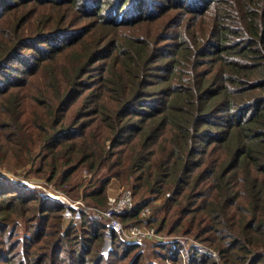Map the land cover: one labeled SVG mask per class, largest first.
Listing matches in <instances>:
<instances>
[{
  "label": "trees",
  "instance_id": "obj_1",
  "mask_svg": "<svg viewBox=\"0 0 264 264\" xmlns=\"http://www.w3.org/2000/svg\"><path fill=\"white\" fill-rule=\"evenodd\" d=\"M125 2L0 0V139L88 207L65 225L73 208L1 177L0 263L264 264V0H164L139 17ZM113 179L135 201L124 224L152 206L145 222L184 239L113 233L104 254Z\"/></svg>",
  "mask_w": 264,
  "mask_h": 264
},
{
  "label": "rangeland",
  "instance_id": "obj_2",
  "mask_svg": "<svg viewBox=\"0 0 264 264\" xmlns=\"http://www.w3.org/2000/svg\"><path fill=\"white\" fill-rule=\"evenodd\" d=\"M137 1L138 0H129V2H125L121 7H122L123 10H127L128 9V12H129L130 15L133 14L134 17H139V16L144 15V14L158 12L160 10V8L162 6H164V4H165L164 0H149L147 3L145 2V0H139L138 2ZM172 1H176L178 3H181V1H184V0H172ZM135 2H137V4H138L137 7H134V8L129 7L130 4L135 3ZM114 4H116V3H114ZM113 7H115V6H113ZM125 18L128 19V18H131V17L127 16ZM131 19H133V18H131ZM88 20H90V19L89 18H85L83 22H86ZM50 40H52V39H49V41ZM42 42L43 41L35 40V41L32 42V44L33 43H37V47L40 46L42 48L45 45ZM28 43H31V42L29 41ZM32 44L28 45V46L31 47ZM25 50H29V49L26 48ZM164 50H172V49H171V47H168V45H165L164 46ZM36 51H37L36 48L33 49V50H30V51H26V55H33ZM11 63L15 64L16 66H19V68H21L23 66V64H21V62L19 60H16V59L14 61H10V64ZM99 70L100 69H98V70L95 69L91 73L92 83L98 81L99 75H100ZM96 85L97 84H95V86ZM87 90H89V89H87ZM157 98H158V95H154V96H151V97L147 96V97L143 98L142 102L145 104V106H140V108L144 109L147 106L146 110H149L148 108H149V105H151L150 103L152 101L158 100ZM3 143H4V140L0 139V161L4 162V163L0 164V178L1 177H4V178L6 177V178H8V179H10L12 181L20 182L21 184L25 185V188H27V189L30 188L29 190L31 192L37 193L38 192L37 189H38L42 193H44L45 196L50 197L51 199L57 200L59 202H63L66 206L71 207V208L74 209V211L70 210V209H67L65 211V213H64L65 225L68 224L69 221H71V220H72V222H75L76 224H80L81 223V213H80L79 210H82L84 208L87 209L88 207L86 206V204H85V206H80V207H76L75 206V207H73L72 204L75 203L76 199L77 200H81L83 202L84 201L86 202V199L83 200V197H82L83 196V190L81 189L82 190L81 191V196H77V195H79L78 194L79 191H73L71 188H70V190H68L69 194H67V193H65V191L63 192L62 190H60V188H59L60 186H59V182L58 181L57 182H56V180L48 181L46 179V177L43 176L41 173L40 174L36 173L35 169L39 167L40 158L37 159V161H36V163L34 165L30 164V165H26L25 167H22V168H16V166H17L16 165V160L18 159L17 156L9 149L8 144H3ZM11 174L13 176H15V177L11 176ZM83 174H84V171H83ZM41 176L43 178H41ZM96 186H98V185H96ZM127 186L129 187L131 185L130 184L122 185L117 179H113L110 182V184H108V188H107L108 199H109V196L111 194L119 193L122 189L128 188ZM64 195H66L68 197V199L70 200V201L68 200V202L70 203L71 206L67 202H65V201L60 199V198L64 199L62 197ZM56 196H58L60 198H57ZM158 202H160V201H158ZM107 205H108V200H107ZM151 211H152V209H151ZM97 212H100V211H97ZM76 218H78V219H76ZM155 229H156V227H155ZM0 234L3 235L2 238H5L4 233L0 232ZM160 235L163 236L162 239H164V238L165 239H173L174 236L178 237L179 239H184V237H185V235H183V236H178V235L170 236V235H168L166 233H165V235L160 233ZM111 238H112V235H111V237L110 236H107V237L104 236V240H103V244H102L103 247H104V245H106L105 243L107 242L108 239L111 240L110 243L112 245V239ZM190 239H191V241H190L191 243L195 242L192 238H189V240ZM159 240H161V239H159V238H150V239L144 240L141 243H144L143 246H146L148 244H151L152 242L159 241ZM103 247H102V252L104 253ZM113 247H114V245H113ZM209 249L211 250V248H209ZM104 250L106 251V248ZM218 256H219V254H218ZM49 258H47V259H49ZM148 258L151 260V254H148ZM216 260L220 261V256L218 258H216ZM0 264H4V263L1 261Z\"/></svg>",
  "mask_w": 264,
  "mask_h": 264
},
{
  "label": "built area",
  "instance_id": "obj_3",
  "mask_svg": "<svg viewBox=\"0 0 264 264\" xmlns=\"http://www.w3.org/2000/svg\"><path fill=\"white\" fill-rule=\"evenodd\" d=\"M11 176H13L11 174ZM15 177V176H13ZM57 198H60L56 196ZM64 199L60 198L61 200L68 202V197L66 195L62 196ZM67 201H66V200ZM70 201V200H69ZM135 204L134 197L132 194V190L130 188H124L119 193L111 194L108 199L107 207L102 211V214L106 218V225H107V236H110L113 233L121 234L126 240L132 243H141L146 239L150 238H159L162 239V235L155 229L154 226H149L145 219L150 215L151 208L149 206H145L139 212V216L142 219L141 221L134 223V224H124L120 219L119 215L125 212H128L133 209ZM73 207H80L85 206V203L81 200L75 201L72 204ZM71 206V205H70ZM69 209V208H67ZM81 209V208H80ZM80 211V210H79ZM78 219V218H76ZM106 236V237H107ZM112 239V238H111ZM191 241V239L189 240ZM195 243V242H194ZM111 248V247H110ZM198 250L203 253H208L209 255L215 256L218 258V254L215 250H210L206 247H199L198 244H195L193 247V251ZM109 251V250H108ZM184 254L183 250L178 249L176 253ZM106 254V252L104 251Z\"/></svg>",
  "mask_w": 264,
  "mask_h": 264
},
{
  "label": "bare ground",
  "instance_id": "obj_4",
  "mask_svg": "<svg viewBox=\"0 0 264 264\" xmlns=\"http://www.w3.org/2000/svg\"><path fill=\"white\" fill-rule=\"evenodd\" d=\"M110 242H111V240L108 239L107 242H106V245H105V247H104V249L106 248V251H105L106 253H108L107 251H108V249L111 247V243H110Z\"/></svg>",
  "mask_w": 264,
  "mask_h": 264
},
{
  "label": "crops",
  "instance_id": "obj_5",
  "mask_svg": "<svg viewBox=\"0 0 264 264\" xmlns=\"http://www.w3.org/2000/svg\"><path fill=\"white\" fill-rule=\"evenodd\" d=\"M105 244H106V243H105ZM104 247H105V245H104ZM104 247H103V251H105V250H104ZM109 249H110V248H109ZM109 249H108V250H109ZM107 252H108V251H107Z\"/></svg>",
  "mask_w": 264,
  "mask_h": 264
}]
</instances>
